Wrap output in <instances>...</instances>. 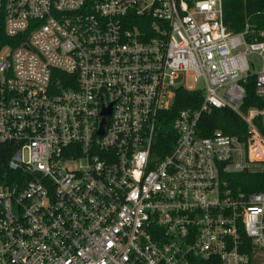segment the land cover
<instances>
[{
  "label": "built area",
  "instance_id": "1",
  "mask_svg": "<svg viewBox=\"0 0 264 264\" xmlns=\"http://www.w3.org/2000/svg\"><path fill=\"white\" fill-rule=\"evenodd\" d=\"M224 1L0 0V264H264V189L239 177L264 175V30L229 31ZM188 77L202 103L160 157ZM211 107L245 136L201 135Z\"/></svg>",
  "mask_w": 264,
  "mask_h": 264
},
{
  "label": "trees",
  "instance_id": "2",
  "mask_svg": "<svg viewBox=\"0 0 264 264\" xmlns=\"http://www.w3.org/2000/svg\"><path fill=\"white\" fill-rule=\"evenodd\" d=\"M223 20L227 29L232 32L241 31L246 22H249L256 30H264V0H225L223 4ZM254 35L259 36L256 32ZM2 39L1 26L0 40ZM244 88L245 96L241 105L243 109L251 105H263V102L255 95L253 78L248 79L244 84ZM203 97L204 92L200 88L188 90L179 87L175 90L171 106L158 114L153 145V150L157 155L162 157L170 152L174 145L177 135L172 127V121L176 114L182 109H198ZM215 129H220L228 134L238 135L241 138L246 134L244 121L227 107H211L210 110L202 113L198 122V132L201 135H208ZM262 133L264 134V131ZM239 177L241 184L246 185V189L253 191L264 189V175L248 173L240 174Z\"/></svg>",
  "mask_w": 264,
  "mask_h": 264
},
{
  "label": "rangeland",
  "instance_id": "3",
  "mask_svg": "<svg viewBox=\"0 0 264 264\" xmlns=\"http://www.w3.org/2000/svg\"><path fill=\"white\" fill-rule=\"evenodd\" d=\"M181 81L182 82L184 81L183 76H180V78L176 82H181ZM187 84H194L197 88H202L204 86L202 80H197L196 82L193 83L189 77L187 78Z\"/></svg>",
  "mask_w": 264,
  "mask_h": 264
}]
</instances>
